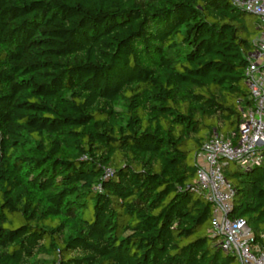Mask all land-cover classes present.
<instances>
[{
  "label": "trees",
  "instance_id": "trees-1",
  "mask_svg": "<svg viewBox=\"0 0 264 264\" xmlns=\"http://www.w3.org/2000/svg\"><path fill=\"white\" fill-rule=\"evenodd\" d=\"M261 31L232 0H0V264H240L192 187ZM232 165L262 249L264 147Z\"/></svg>",
  "mask_w": 264,
  "mask_h": 264
},
{
  "label": "built area",
  "instance_id": "built-area-1",
  "mask_svg": "<svg viewBox=\"0 0 264 264\" xmlns=\"http://www.w3.org/2000/svg\"><path fill=\"white\" fill-rule=\"evenodd\" d=\"M232 1L256 15L262 28L257 48L244 70L251 106L242 113L237 139L212 134L204 140L196 155L192 190L212 205L207 232L217 244L234 254L240 264H264V248L250 244L251 233L245 221L227 217L232 209L234 189L223 174L229 162L240 167L252 165L259 160L264 147V0Z\"/></svg>",
  "mask_w": 264,
  "mask_h": 264
},
{
  "label": "rangeland",
  "instance_id": "rangeland-1",
  "mask_svg": "<svg viewBox=\"0 0 264 264\" xmlns=\"http://www.w3.org/2000/svg\"><path fill=\"white\" fill-rule=\"evenodd\" d=\"M233 163L232 162H229V168L232 169L233 168Z\"/></svg>",
  "mask_w": 264,
  "mask_h": 264
}]
</instances>
